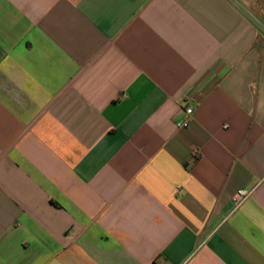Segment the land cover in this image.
<instances>
[{
    "label": "crops",
    "instance_id": "obj_1",
    "mask_svg": "<svg viewBox=\"0 0 264 264\" xmlns=\"http://www.w3.org/2000/svg\"><path fill=\"white\" fill-rule=\"evenodd\" d=\"M0 264H264V0H0Z\"/></svg>",
    "mask_w": 264,
    "mask_h": 264
},
{
    "label": "built area",
    "instance_id": "obj_2",
    "mask_svg": "<svg viewBox=\"0 0 264 264\" xmlns=\"http://www.w3.org/2000/svg\"><path fill=\"white\" fill-rule=\"evenodd\" d=\"M197 103V102H196ZM193 105H187L186 107H185V114H186V118L184 119V120H182V121H179V122H177V126H181V127H184V126H187V124H188V121H189V119L191 118V116H192V113H193ZM248 194V192H247V190H245V189H239L238 191H237V195L240 197V198H243V197H245L246 195Z\"/></svg>",
    "mask_w": 264,
    "mask_h": 264
}]
</instances>
